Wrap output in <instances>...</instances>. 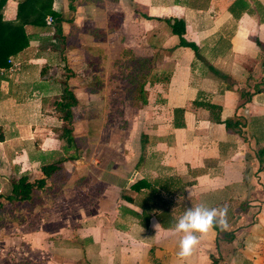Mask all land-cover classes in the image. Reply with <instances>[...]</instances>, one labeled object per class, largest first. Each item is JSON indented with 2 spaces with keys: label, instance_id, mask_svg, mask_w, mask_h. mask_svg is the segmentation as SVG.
I'll use <instances>...</instances> for the list:
<instances>
[{
  "label": "crops",
  "instance_id": "obj_1",
  "mask_svg": "<svg viewBox=\"0 0 264 264\" xmlns=\"http://www.w3.org/2000/svg\"><path fill=\"white\" fill-rule=\"evenodd\" d=\"M19 1L4 0L3 20ZM51 10L60 33L53 21L25 25L27 46L0 67V202L21 175L41 179L59 160L64 174L19 221L4 215L0 232L21 226L14 262L264 264V0H51ZM141 74L144 96L128 99ZM200 204L227 206L228 229L196 233L181 259L175 225Z\"/></svg>",
  "mask_w": 264,
  "mask_h": 264
},
{
  "label": "trees",
  "instance_id": "obj_2",
  "mask_svg": "<svg viewBox=\"0 0 264 264\" xmlns=\"http://www.w3.org/2000/svg\"><path fill=\"white\" fill-rule=\"evenodd\" d=\"M3 3L4 0H0V8ZM47 15L52 18L54 29L59 34L60 29L58 23L60 22V18L51 10V0L19 1L17 4L15 19L12 21L3 20L0 12V67H6L7 59L27 46L29 36L25 32L24 26L31 25L33 27H43L46 24L45 17ZM174 31L177 32L176 29ZM136 62L142 67L149 65L148 61L143 59L141 61L136 60ZM133 77L130 75L128 82L131 84L133 83L132 85L135 83L134 87L125 89V92L130 93L131 95L129 98L134 101L136 99H141V97L144 96L145 89L143 88V85L145 82V75L141 74L134 79ZM65 105L67 108L69 107L68 104H61L59 107L62 108L65 107ZM207 107L215 108V106L211 105H208ZM66 115L69 114L66 113ZM216 120L219 121V118L216 117ZM224 124L226 127H230L229 120L224 121ZM64 134L68 143L73 142V138L68 129L64 130ZM41 170L44 174V177L41 179L30 182L25 175H21L11 183L10 193L4 198L8 201V204L4 205L3 202H0V226L4 224V215H12L7 218L8 220L19 221L20 217L18 216V211L21 208L32 209L39 201L41 192L45 191L43 187L45 186L46 180L64 178L61 160L52 165L43 166ZM214 228L216 229V227Z\"/></svg>",
  "mask_w": 264,
  "mask_h": 264
},
{
  "label": "clouds",
  "instance_id": "obj_3",
  "mask_svg": "<svg viewBox=\"0 0 264 264\" xmlns=\"http://www.w3.org/2000/svg\"><path fill=\"white\" fill-rule=\"evenodd\" d=\"M227 214V206L209 208L200 204L194 208L187 209L175 225V233H183L179 240L178 257L186 259L192 255L194 248L200 242V238L196 233L206 234L214 226L227 230Z\"/></svg>",
  "mask_w": 264,
  "mask_h": 264
},
{
  "label": "rangeland",
  "instance_id": "obj_4",
  "mask_svg": "<svg viewBox=\"0 0 264 264\" xmlns=\"http://www.w3.org/2000/svg\"><path fill=\"white\" fill-rule=\"evenodd\" d=\"M128 63H130V62H128ZM130 95H131L130 93H126V97L128 99H130L129 98ZM99 123L98 124L95 123V127L94 128L100 129V124ZM117 123L118 122L113 121V120L111 122V124H113L114 127L117 125ZM69 155H71V154L69 153ZM132 173H133V171L130 170L128 172L127 176L128 177L131 176ZM12 175H14V174H12ZM49 207H51V206H47V208H49ZM38 212H43V209L38 210ZM26 223H24V227H26V228H28L27 226L31 227V225H33V224L36 225L37 218H35V215L30 216L29 219H27ZM19 227H21V226L20 225L19 226L14 225V227L9 226L8 228H6V229H4L3 231L0 232V264H17L16 262H14V260L17 259L15 255L18 254L19 257H20L21 254H22L21 247L17 245V242L20 239L22 240V238H21L22 234L19 233L21 231Z\"/></svg>",
  "mask_w": 264,
  "mask_h": 264
},
{
  "label": "built area",
  "instance_id": "obj_5",
  "mask_svg": "<svg viewBox=\"0 0 264 264\" xmlns=\"http://www.w3.org/2000/svg\"><path fill=\"white\" fill-rule=\"evenodd\" d=\"M52 22V18L50 16L45 17V23L50 24ZM7 62L11 65H15L10 58L7 59ZM136 178V173L133 172L131 176L128 177L129 182L133 181Z\"/></svg>",
  "mask_w": 264,
  "mask_h": 264
}]
</instances>
